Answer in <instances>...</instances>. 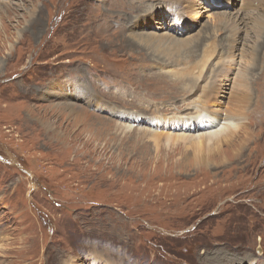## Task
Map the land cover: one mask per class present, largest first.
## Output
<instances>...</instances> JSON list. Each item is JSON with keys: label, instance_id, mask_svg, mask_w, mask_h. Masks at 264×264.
<instances>
[{"label": "rangeland", "instance_id": "374dc122", "mask_svg": "<svg viewBox=\"0 0 264 264\" xmlns=\"http://www.w3.org/2000/svg\"><path fill=\"white\" fill-rule=\"evenodd\" d=\"M262 21L258 0H0V264H264ZM231 46L208 108L243 124L195 165L156 119Z\"/></svg>", "mask_w": 264, "mask_h": 264}, {"label": "bare ground", "instance_id": "6f19581e", "mask_svg": "<svg viewBox=\"0 0 264 264\" xmlns=\"http://www.w3.org/2000/svg\"><path fill=\"white\" fill-rule=\"evenodd\" d=\"M255 1L256 0H243V3L244 5L251 6L254 4ZM259 6L264 7V0H258V7ZM9 10H11L10 7ZM263 31H264V21L260 22L259 25L256 26V34L260 36L262 35ZM231 48L232 51L230 49L228 50L227 48V50L225 49L222 52L223 55H226L229 58V61L223 63L220 66H217L215 64L213 70L208 69L207 71L205 70V66H203L201 68L193 67L188 72H184L180 78L182 80H185L183 78H187V80H190L189 78L197 79L198 81L196 83V86L190 87L189 89L190 94H180L181 96L179 95V98H181L182 103L180 105L175 106L174 109H176V111L171 110L170 116L164 118L160 117L161 119H156V121H158L157 124L158 125L160 124L166 130L185 131V132H181L180 134L171 133L178 136H168L166 137L167 138L166 141L167 142L171 141L172 144L179 145L178 147H180V144H178L177 142L181 141L182 144L181 149L187 152L191 151L193 155L192 164L195 165L198 164L209 165V163H211V161L213 160L212 157L213 153L219 149L222 143L231 141L236 136L237 130L243 124V122L240 123L239 121H237V119L241 118L240 116H236L237 118L232 117L231 119L226 120L227 117H229V114L226 110L211 109L213 111L211 112L208 108L212 105V100L216 98L215 94H222L227 88V83L229 80L225 78L224 75L229 74L230 71L228 68L229 65H231L230 62L233 61V59L230 58H232V55H234L235 47L231 46ZM206 71L210 72V74L207 75ZM164 77L168 78L166 76H162L160 78L162 79ZM246 79H248L247 75L242 78V80L245 81ZM204 81L207 82L202 85V82ZM168 83L171 85L170 82ZM240 86L242 85L240 84ZM257 89H259L258 86ZM199 90H202V93H199ZM200 94H204L203 96L207 97L208 106H207V100H203L202 102L203 104L198 107H196L197 103L192 104V99L196 97L198 98ZM84 95L88 96V98L91 99L92 103H94L95 105L99 107L104 106L103 104L104 100L100 99L96 94H84ZM149 101L150 100H147V102ZM172 106L174 105H171L170 107ZM110 107L111 105H109V107L106 106V108H110ZM169 110L170 109L168 108L167 112H169ZM108 111H112L115 115L128 119L130 122L152 121L151 119L154 118L146 114H142V115L134 114L132 116L129 113H120V111L115 110V108ZM253 115L254 117L258 116V118L260 116L262 117L264 116L262 113H255V112L253 113ZM130 125L132 126V124ZM130 125L127 126L128 130L130 128ZM257 125L260 127L259 124ZM151 131L153 132V130ZM197 131H207V132H204L199 135L187 134ZM206 155L209 156L208 159L205 158Z\"/></svg>", "mask_w": 264, "mask_h": 264}]
</instances>
